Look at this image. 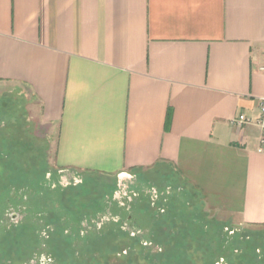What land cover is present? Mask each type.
I'll return each instance as SVG.
<instances>
[{
    "label": "crops",
    "instance_id": "1",
    "mask_svg": "<svg viewBox=\"0 0 264 264\" xmlns=\"http://www.w3.org/2000/svg\"><path fill=\"white\" fill-rule=\"evenodd\" d=\"M14 92L61 171L160 177L264 227V0H0Z\"/></svg>",
    "mask_w": 264,
    "mask_h": 264
},
{
    "label": "rangeland",
    "instance_id": "2",
    "mask_svg": "<svg viewBox=\"0 0 264 264\" xmlns=\"http://www.w3.org/2000/svg\"><path fill=\"white\" fill-rule=\"evenodd\" d=\"M25 109L23 95L0 93V189L26 194L3 225L22 218L36 223L43 254L31 262L27 227L21 240L16 232L10 241L0 238V264H74L80 248L78 264H151L144 249L155 254L166 249L167 264L176 251L180 264H207L211 254L218 255L215 264L232 258V264H264V228L212 221L189 189L160 177L61 171Z\"/></svg>",
    "mask_w": 264,
    "mask_h": 264
},
{
    "label": "trees",
    "instance_id": "3",
    "mask_svg": "<svg viewBox=\"0 0 264 264\" xmlns=\"http://www.w3.org/2000/svg\"><path fill=\"white\" fill-rule=\"evenodd\" d=\"M14 182H17V181L14 179ZM19 182H21V179H19ZM3 187H7V186H3ZM11 188L8 187V188H2V190L0 189L1 190V192H0V220L2 219V217L6 213V210L9 207H11V206L17 207L20 204L21 200H22L21 202H23V203H24V201H26V200H24V197L26 196V194H24V195L18 194L19 190H16V188H15L16 192L13 193V190ZM27 227H29V229H31V230L28 232V230L25 229L26 233L24 235V239L26 238V241L27 240H29V241L33 240V244H32L33 250L31 251V253L29 255V258L31 259L32 257H34L36 255L37 256H41L43 254V252L40 251V247H39L40 246L39 245L40 239H43V238H40L39 227H38V225L36 223H31V224L29 223L28 224V223H25V222H21V223L16 224V225L12 224V225H6V226H3V225L0 224V238L4 239V240H2L4 242L10 241L11 233L12 232H16V234H18L17 236H19L20 240H21V236L23 237V229L27 228ZM260 228H264V227H260ZM263 230L261 229V230H257V231L260 232V231H263ZM85 241H86V243H88L90 240L88 239V240H85ZM135 241H137L135 238H133L132 240H129V242L132 243V244H134L133 242H135ZM21 247H22V245H21ZM122 247L125 248L126 246L123 245ZM122 247H121V250H122ZM132 247H133L132 252L134 253L133 255H135V253H136V251H134V250H136L134 248L135 246H132ZM143 248H145V247H143ZM180 248H182V247H180ZM80 249H78L76 251L77 254L76 253L74 254V255H76L74 257L75 260L73 261L74 264H78L79 263L78 258H80L82 256L83 248H82V250H80ZM150 251L151 250H149V252H146V250L144 249L143 252L147 253L146 256H149L148 258H149L151 264L152 263H155V264H167V262L165 260V258H167V255H166L167 254V250L166 249H164V250H162L160 252H157L156 254L153 253L152 251L151 252ZM137 252L140 253V250L137 251ZM177 253H178V251H176V252H174V254L170 255V258L174 259V260H172L173 264H180V261H179V257H180L179 255L180 254H177ZM136 254H138V253H136ZM155 258H157L158 261L153 262V260ZM207 258H208V263L207 264H215L216 259L218 258V255L217 256H215V255L213 256V254H211V255L207 256ZM232 259H228V264H232L233 263ZM55 264H58V262L56 261Z\"/></svg>",
    "mask_w": 264,
    "mask_h": 264
},
{
    "label": "built area",
    "instance_id": "4",
    "mask_svg": "<svg viewBox=\"0 0 264 264\" xmlns=\"http://www.w3.org/2000/svg\"><path fill=\"white\" fill-rule=\"evenodd\" d=\"M248 121V118L245 115L239 116L237 119L234 120V123L238 125H242ZM259 125L264 130V99L261 102V117L259 119Z\"/></svg>",
    "mask_w": 264,
    "mask_h": 264
},
{
    "label": "flooded vegetation",
    "instance_id": "5",
    "mask_svg": "<svg viewBox=\"0 0 264 264\" xmlns=\"http://www.w3.org/2000/svg\"><path fill=\"white\" fill-rule=\"evenodd\" d=\"M10 209H16V207L15 206H11V207H9L7 210H6V213L4 214V216L2 217V219L0 220V224L1 225H3V220L5 219V217L7 216V214H9L10 212ZM17 210V209H16ZM15 210V211H16ZM23 220V218L20 220V221H18V222H11V223H8L7 225H12V224H19V223H21V221ZM3 226H6V225H3ZM42 256V255H41ZM41 256H34V257H32L30 260H31V262H37L38 260H39V258H41Z\"/></svg>",
    "mask_w": 264,
    "mask_h": 264
}]
</instances>
